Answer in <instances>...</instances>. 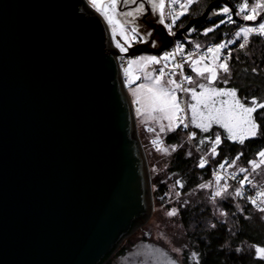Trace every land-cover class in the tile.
Instances as JSON below:
<instances>
[{"label":"water","instance_id":"water-1","mask_svg":"<svg viewBox=\"0 0 264 264\" xmlns=\"http://www.w3.org/2000/svg\"><path fill=\"white\" fill-rule=\"evenodd\" d=\"M221 4L235 16L210 0L122 54L162 53ZM110 33L86 0H0V264H97L151 215L153 174Z\"/></svg>","mask_w":264,"mask_h":264},{"label":"trees","instance_id":"trees-1","mask_svg":"<svg viewBox=\"0 0 264 264\" xmlns=\"http://www.w3.org/2000/svg\"><path fill=\"white\" fill-rule=\"evenodd\" d=\"M209 1L192 2L189 5V11L177 19L176 28L186 23L190 17L200 14ZM230 2L235 8L234 23L219 24V27H213L211 28L213 30L208 32L209 25L220 22L227 15L221 12L216 17L194 22L184 33V38L180 40L185 51L189 52L197 46L204 47L213 43L221 37L223 32L238 25L241 18L236 13L239 12L238 6L245 0H230ZM253 2L254 0H248L250 4ZM223 6L225 5H219L216 10ZM263 17L264 12L259 19L251 22H258ZM242 43H239V40L228 42L224 48L225 55L220 54V58L227 62L229 72L226 73L220 69L214 80L204 77L194 85L192 82L198 79V75L190 67V63H187L184 70L191 77V81H188L186 88L198 90L203 83L209 90L236 89L237 98L246 106H250L253 97H256L259 102H264V34L250 33L243 49L240 48ZM179 92L180 96L185 93V91ZM186 93L187 119L185 115L172 130L164 131L163 141L172 149L166 157V165L162 171L151 170L152 193H158L157 198L160 195L163 196L177 181L180 184L181 196L174 201L177 211L176 215L172 216L171 223L184 231L186 236L182 264H197V259L199 264H264V260L257 257L253 247V245L264 246V218H262L264 212L259 211L245 197L228 195L224 199L217 196L213 198L209 191H204L200 187L213 178L214 167L221 164L229 165L234 157L236 158L233 166H229V171H239L244 168L250 172L249 162L255 160L258 153L264 149V109H258L256 113H253L256 123L260 126L258 135L246 138L241 143L239 140L230 139L232 134L217 122H211L208 131L197 127L200 124L193 119L191 107L195 101L191 91ZM216 96L229 98L231 108L233 111L236 110L233 108V100L230 96ZM183 110L185 114V109ZM217 135L221 142L215 145L216 152L213 153V142ZM202 161L205 162L203 167L200 166ZM220 177L222 181H227L226 178ZM250 178V187L262 186L264 173L261 176L254 173ZM231 186L234 188L233 183ZM123 250L124 248L119 252ZM193 253L197 254L196 259L192 258ZM113 254L108 252L97 264L109 263ZM106 257L108 259L104 261Z\"/></svg>","mask_w":264,"mask_h":264},{"label":"rangeland","instance_id":"rangeland-1","mask_svg":"<svg viewBox=\"0 0 264 264\" xmlns=\"http://www.w3.org/2000/svg\"><path fill=\"white\" fill-rule=\"evenodd\" d=\"M88 4H90V0H86ZM195 0H192L194 2ZM188 0H178L177 8L175 9V14L178 15L181 11H184L180 8V4L187 3ZM191 2V3H192ZM190 3V4H191ZM189 4V5H190ZM243 4V3H242ZM240 4L238 6V11L240 9ZM91 5V4H90ZM119 5V4H118ZM117 5V11L118 13L132 11L137 7L129 8V4L121 3L122 8H118ZM189 5L187 8V11L184 12L187 13L189 11ZM250 7L252 4H250ZM226 6V5H225ZM221 9V8H220ZM220 9L215 11L219 13ZM250 11V8L248 9ZM247 14V13H245ZM124 17V16H118L117 18L121 21L122 24H124V28L126 30V33L129 36L135 35L136 39L131 40L129 43H135L138 42V40L142 39V32L138 30L135 34L131 33V29L135 27L136 23V17ZM182 15H179V18ZM240 20L242 23L241 27H252L251 21L244 20L242 15H240ZM259 18V17H258ZM168 19L167 16V10L166 6L164 8V20ZM264 19V17H263ZM262 20V19H261ZM260 20V21H261ZM127 21V22H126ZM138 21V20H137ZM177 21V20H176ZM216 23H213L212 25H209L207 28H213L216 27ZM112 29V26H110ZM240 27V28H241ZM136 28V27H135ZM240 28L236 31L238 32ZM145 38V37H143ZM239 40V42H243V35L240 37H237L236 35L230 39L231 42ZM115 41H120L121 43H124L123 37L119 34V28H117V35L115 37ZM129 44H126L127 46ZM183 45V44H182ZM165 55V53H162V57ZM222 55V54H221ZM216 56H218V59H213V53H208L205 56L202 57H193L189 60L188 64L190 63V67L192 69L198 68L203 69L205 65L209 67L216 68V75L220 68L218 67L219 64L224 63L225 60L220 58V51L216 53ZM132 60L139 61L136 64H131L126 66H122V69L129 68L130 75H126L124 71V77L127 81V92L129 95V98L131 100L136 122H137V128L138 133L140 136V139L142 141L148 166L150 173L152 171L161 172L164 166L166 165V157L171 151L172 147L164 143L163 141V133L167 129H169V126L171 125L172 128H174L180 120L186 115L187 119V107H186V98L187 93L185 91L183 96H180V89L175 90V95L178 98V101L180 102L181 109H185V114L183 111H180L178 113H175V119L170 121L166 117L170 114L167 109L164 111H161L162 108H164V104L161 101L152 102L149 97L151 96V93L148 92V88H155L154 80L156 77L160 76V69H163L160 66V63H147L146 61H140L139 58L141 57H158L157 54L153 53H140L136 56H129ZM193 61H200L198 64H193ZM164 76L161 78V85L165 88H174L173 85H168L166 82L168 80H175L177 83H180V76L177 74L175 76H170L164 69ZM140 72V76L134 73ZM183 73H185V70L183 68ZM195 74L197 72L195 71ZM139 77V79H137ZM206 78L208 80L211 79V73L205 72L203 76L198 75V79L194 80L192 83H195L197 81H200L202 78ZM129 80L132 82L129 83ZM143 85L144 87H140ZM203 85V83H201ZM184 92V91H183ZM188 92V91H187ZM197 98L194 99V105H196V112L193 113V119L199 123V124H208L211 122H216L219 120V124H228L229 127L232 128L233 133L236 135L244 134L242 131V125L239 124L240 115L238 109L234 110L231 108V103L228 101L229 98L224 97H217L212 93V90H209L205 87L195 90ZM203 93V95H201ZM230 100V99H229ZM138 101V102H137ZM215 101L217 103H215ZM164 128V131H161V128ZM151 129V130H150ZM153 141H157V143H153ZM168 149L167 152H164L159 149ZM261 151H264L262 149ZM260 151V152H261ZM236 157L232 160V162L229 165H226V170H230L229 166H233V162ZM205 159V158H204ZM261 157L257 155V158L255 159L257 162ZM150 163V165H149ZM263 166H260L253 170V166L251 165L250 172L245 171L244 173L239 171L234 172H240L239 175L241 176V180L243 181L244 178L247 176L250 183H247L249 186L251 184V175L254 173L261 174L264 173V170H262ZM242 169V168H241ZM244 169V168H243ZM154 173V172H153ZM217 173L214 172L213 178L210 179L207 182H204L202 185H209L208 187H204L202 190L209 191L211 193V196L215 198V193L223 188L226 187V191L222 193L221 196H217L220 199L226 198L228 195L230 196H236L235 193L237 191L238 186L230 181L229 179H226L229 183H233L234 188H232L231 184H229L227 181H222L221 179L219 181L216 180ZM220 176V175H219ZM153 177V176H152ZM250 178V179H249ZM254 182V181H253ZM261 183V182H259ZM179 183L175 185H171L168 189V191L162 196H158L157 194L152 193L153 195V210L151 212L150 217L148 220L137 227L133 232L134 234H129L130 236L124 237L118 244L114 254L112 255L110 262L107 264H182V253L183 249L186 246V236L184 234V231H182L180 228H178L176 225H172L171 218L172 216H169L167 213L176 210V205H174V201H177L176 199L181 196ZM256 187V186H255ZM254 188V187H253ZM262 191H264V180L263 185L258 186ZM215 200V199H213ZM177 211V210H176ZM124 248L122 252H119L120 249Z\"/></svg>","mask_w":264,"mask_h":264},{"label":"snow or ice","instance_id":"snow-or-ice-1","mask_svg":"<svg viewBox=\"0 0 264 264\" xmlns=\"http://www.w3.org/2000/svg\"><path fill=\"white\" fill-rule=\"evenodd\" d=\"M147 2L149 4H151L154 11H156V10L159 11V14H160L159 15V22L161 24H163L164 23L165 0H147ZM191 2H192V0H188L187 3L180 4V8L183 9L184 11H181L178 15H172L171 13H169V15H171V24L167 25V27L169 29H171V26L176 23V20L179 18V15H183L184 12L187 11L188 5ZM119 3L135 4V3H137V0H90L91 6L105 18L106 22L110 26H112V37H113V39H115V37L117 35V28H119V34L123 37L124 43L117 41L116 46L120 49L121 52H127L128 47L125 45L129 44V46H130L129 42L131 40H135L136 36L135 35L129 36L126 33V30L124 28V24H122L121 21L117 17L118 16L134 17L136 15H139V14L143 13L144 6H143V3H141L137 8H135L132 11L118 13L117 5ZM171 3H173V4L178 3V0H171ZM249 8H250V11H248ZM219 11L221 13H224V14H229L228 15V22L234 23V21L232 20V16L230 14L232 10L228 6H223ZM262 12H264V0H254L251 7L248 3V0H245V2L240 6L239 12H237L236 15H238V16L242 15L243 19L247 20V21H255L258 19V17H261ZM245 13H247V14H245ZM223 23H225V20L220 21V24H223ZM216 27H219V25H217ZM212 30L213 29H211V28L207 29L208 32H211ZM136 32H137V28L133 27L131 29V33L135 34ZM250 33L264 34V19L261 20V22L259 23V25L257 27H241L240 30L235 33V35L237 37H240L241 35H243L244 43L240 44L241 49H243L245 47V45L247 44L248 36ZM149 35H150V33H149ZM229 43H231V41H229ZM226 46H227L226 44L222 43L220 45H217L215 48H209L208 52L213 53V59L215 60V59L219 58L218 56H216V53H218L220 51V49H223ZM197 47H199V46H197ZM179 51H181V49L178 48L177 52H179ZM173 56H174V53H167L160 59H158L157 57H147V58L141 57V58H139V60L140 61H146L147 63H160L161 59L164 61H167ZM189 58H191V57H189ZM201 59H203V57ZM138 62L139 61H137V60H132V61H129V65L136 64ZM198 63H200V61H193V64H198ZM176 67L179 68V67H182V65H176ZM218 67L226 73L229 72V67H228V64L226 61L224 63L219 64ZM193 70L196 71L197 74L200 76H203L205 72H208V73H211V79L214 80L216 78V68H214V67H209V66L205 65V67L202 70L198 69V68H194ZM124 71H125L126 75H130L129 68H125ZM253 71H256V70L253 69ZM172 74H174V73H172ZM163 76H164V71H163V69H160V76L156 77L154 80V84L156 87L155 88H151V87L148 88V92L151 93V96L149 97V99L152 102L161 101L165 106L164 108L161 109V111H164L165 109H167L169 112H171L172 114L168 115L166 118L169 119L170 121H172L175 119V113L183 111V109H181V107H180V102L178 101V98L175 95V90L180 89V90L186 91V92L191 91L193 99H196L197 96H196V92L194 89L182 88V85L180 83H177L175 80H168L166 82L168 85H173L174 88L163 87L161 85V78ZM137 79H139V77H137ZM185 79L188 80L189 82L191 81V77H186ZM131 82L132 81L129 80V83H131ZM140 87H144V86L141 85ZM200 87L203 88L204 85H200ZM212 93L214 95L230 96L233 100V108L239 109V115H240L239 124L243 126L242 131L244 134L236 135L235 133H233L230 136V139L239 140L241 143H243L246 138L255 137L258 135L260 126L256 123V121L253 117V113H256L258 109H264V102H259L256 97H253L250 101V106H246L244 103H242L240 101L239 98H237V90L236 89H231L229 91L212 90ZM201 95H203V93H201ZM191 107H192L193 113L195 114L196 105H192ZM216 122L219 123L220 121L217 120ZM210 126H211L210 123L197 125V127L203 128L204 131H208ZM223 126L225 128H227L230 133L233 132L232 128L229 127L228 124H224ZM185 127H187V125H185ZM169 130H172L171 125L169 126ZM161 131H164L163 127L161 128ZM193 135H195V134H193ZM220 142H221L220 137H219V135H217L215 141L213 142V145H214L212 148L213 153L216 152L215 145L220 144ZM153 143L155 144V143H157V141H153ZM159 150H162L164 152L168 151V149H166V148L159 149ZM173 150H175V149H173ZM258 155H259V157H261L259 162H257L256 160L249 162L253 166V170L260 167L261 165H264V151L259 152ZM204 163L205 162L202 161L200 166L203 167ZM220 167L223 168L224 165L221 164ZM240 171L245 172L246 169L242 168V169H240ZM233 178H235V177H233ZM220 179H221V177L219 175H217L216 180L219 181ZM245 182L250 183L247 176L244 178L243 181H241L242 184ZM208 186L209 185H200V187H202V188L208 187ZM226 190L227 189L225 187V188L217 191L215 193V196H221L222 193ZM235 195L241 196V195H243V193L239 189H237ZM251 203L253 205H256L258 207L259 211L264 212V207H261V205H264V191L258 192L257 198L251 199ZM167 214L169 216H174V215H176V210H172V211L168 212ZM262 218H264V217H262ZM253 247L255 248L257 257L264 260V246L253 245ZM237 251H239V249H237ZM192 258L196 259L197 254L193 253ZM173 264H174V262H173ZM197 264H199L198 259H197Z\"/></svg>","mask_w":264,"mask_h":264},{"label":"built area","instance_id":"built-area-1","mask_svg":"<svg viewBox=\"0 0 264 264\" xmlns=\"http://www.w3.org/2000/svg\"><path fill=\"white\" fill-rule=\"evenodd\" d=\"M165 6H166V10H167V16L168 19L165 22V26L166 29L169 33L174 34L175 30H176V23L174 25L171 26V29H169L167 27V25L171 24V15H169V13H171L172 15L175 14V9L177 8V3H171V0H165ZM232 16V20L235 21L234 16L232 13H230ZM228 15L227 14L222 20H225V24H232L233 22H228ZM177 22V21H176ZM241 22V20L239 21ZM261 21L258 22H253L251 23L252 27H257L259 25ZM220 22H217L215 25H219ZM242 23H238V25L236 27H234L233 29L229 30V31H225L222 33L221 37L213 42L210 43L204 47H197L192 49L191 51L187 52L184 50V47L181 43L180 40L178 39H173L172 43L169 45V47H167L162 53H174V56L171 57L169 60L164 61L161 59L160 62V66L170 75V76H175V75H179L180 76V84L182 85V88H186V85L188 83V80H186V77H190L188 74L183 73V68L185 67V65L189 62V60L193 57H202L207 55L208 49L209 48H215L217 45L220 44H228V42L230 41V39L232 37L235 36L236 31L241 27ZM243 25V24H242ZM239 43H242L239 42ZM181 49V51L177 52V49ZM162 53L158 54L159 59L162 58ZM220 54L225 55L224 52V48L220 49ZM191 57V58H189ZM131 57L124 55L121 53L120 56H117V62L119 66H128L129 65V61ZM176 65H182V67H176ZM174 73V74H172ZM182 93H184L181 90ZM224 165V164H223ZM215 172L217 173V175L222 176L223 178L229 179L230 181H232L233 183H235L239 190L243 193V195H241L242 197L247 198L248 200L251 201V199H255L257 198V193L261 192L262 190L258 187H250L247 183H241V176L239 175L238 172H234V171H229L226 170L225 166L223 168L219 166L214 167ZM235 177V178H233ZM256 208H258L256 205H254ZM261 207H264V205H261Z\"/></svg>","mask_w":264,"mask_h":264},{"label":"flooded vegetation","instance_id":"flooded-vegetation-1","mask_svg":"<svg viewBox=\"0 0 264 264\" xmlns=\"http://www.w3.org/2000/svg\"><path fill=\"white\" fill-rule=\"evenodd\" d=\"M141 3H143L144 11L136 17L138 21L136 20L137 24H135V27L142 32L143 36L142 39L140 38L138 40V42L151 40L152 45H157L159 43V36L157 35L158 33L156 32V28H158L159 24V11H154L151 4H149L147 0H137V3H130L128 7H138ZM118 8H122L121 3H119ZM163 25H165V20Z\"/></svg>","mask_w":264,"mask_h":264},{"label":"bare ground","instance_id":"bare-ground-1","mask_svg":"<svg viewBox=\"0 0 264 264\" xmlns=\"http://www.w3.org/2000/svg\"><path fill=\"white\" fill-rule=\"evenodd\" d=\"M88 8H90V7H88ZM110 34H112V29H111ZM104 46H105L106 50H111V51L115 50L116 52H118L117 56H120L122 53L120 51V49L116 46V41H115V39H113L112 35H110L109 41H107V43H105ZM116 82H117V84H119V86L127 87V81L124 77V70L119 65H118V72L116 74ZM140 218H141L140 221H142L144 216H141Z\"/></svg>","mask_w":264,"mask_h":264},{"label":"crops","instance_id":"crops-1","mask_svg":"<svg viewBox=\"0 0 264 264\" xmlns=\"http://www.w3.org/2000/svg\"><path fill=\"white\" fill-rule=\"evenodd\" d=\"M134 74H135V75L137 74L138 76H140V79L142 78L140 72H138V73H134Z\"/></svg>","mask_w":264,"mask_h":264}]
</instances>
